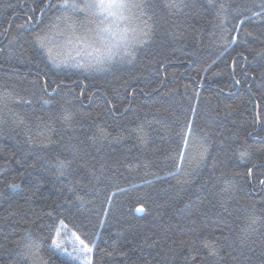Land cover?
Listing matches in <instances>:
<instances>
[{
	"label": "trees",
	"instance_id": "trees-1",
	"mask_svg": "<svg viewBox=\"0 0 264 264\" xmlns=\"http://www.w3.org/2000/svg\"><path fill=\"white\" fill-rule=\"evenodd\" d=\"M60 2L0 0V264H75L61 222L94 264H264V0H147L87 69L33 39Z\"/></svg>",
	"mask_w": 264,
	"mask_h": 264
},
{
	"label": "snow or ice",
	"instance_id": "snow-or-ice-1",
	"mask_svg": "<svg viewBox=\"0 0 264 264\" xmlns=\"http://www.w3.org/2000/svg\"><path fill=\"white\" fill-rule=\"evenodd\" d=\"M49 6L63 9L66 14L56 17L60 24L52 25L47 31L41 29L34 34L33 39L48 53L54 63L64 62L67 59L65 57L64 60L58 61L57 56L53 55L54 49L78 44L92 49L95 53L93 57L95 65L105 66L118 57L134 56V46L144 43L151 35V25L145 19L146 9L150 7L147 0H61L58 5ZM76 15H82L83 19L77 20ZM187 145L188 138L185 137V146ZM180 155L183 159L184 152L181 151ZM246 155V152L241 153L242 157ZM249 171L251 172V169ZM137 211H143V206L138 207ZM251 222L255 223V220ZM25 240L30 241L27 234L19 242L25 249L22 255L27 258L33 244L24 243ZM77 240L80 250L87 256L92 249L88 248L79 237ZM53 244L56 248L61 247L55 240ZM204 247L209 245L204 243ZM211 254L215 255V250H211ZM86 264H94V262L88 258Z\"/></svg>",
	"mask_w": 264,
	"mask_h": 264
},
{
	"label": "rangeland",
	"instance_id": "rangeland-1",
	"mask_svg": "<svg viewBox=\"0 0 264 264\" xmlns=\"http://www.w3.org/2000/svg\"><path fill=\"white\" fill-rule=\"evenodd\" d=\"M53 55L57 56L58 61L61 60L60 57H62V60L67 57L64 62H58L62 67L72 65L75 67H82L83 69L100 67L92 64L94 63L93 60L84 58V56L94 57L95 53L92 52V49L83 45H66L64 48L54 49ZM77 237L78 236L73 233L66 225L60 223L54 235L53 241L55 240L61 245V247L56 248L53 242L52 246L57 252L66 255L75 264H86L87 259L91 258L92 256V251L86 256L79 248V241L77 240ZM88 248L91 249L89 246Z\"/></svg>",
	"mask_w": 264,
	"mask_h": 264
},
{
	"label": "water",
	"instance_id": "water-1",
	"mask_svg": "<svg viewBox=\"0 0 264 264\" xmlns=\"http://www.w3.org/2000/svg\"><path fill=\"white\" fill-rule=\"evenodd\" d=\"M29 23H30V26H32V28H35L36 27V25L38 24V22L35 24V25H32V21L30 20L29 21ZM82 84H83V86H82V91L84 90V83L82 82ZM44 90L46 91V88H45V86H44ZM53 91H55V88H54V90ZM52 91V92H53ZM52 92H49L48 94H51ZM93 94V93H92Z\"/></svg>",
	"mask_w": 264,
	"mask_h": 264
},
{
	"label": "flooded vegetation",
	"instance_id": "flooded-vegetation-1",
	"mask_svg": "<svg viewBox=\"0 0 264 264\" xmlns=\"http://www.w3.org/2000/svg\"><path fill=\"white\" fill-rule=\"evenodd\" d=\"M28 20H29V18H28ZM29 21H30V20H29ZM29 21H28V23H27V24H28L29 28H31V29H32V26H30V25H29V24H30V23H29ZM38 21H39V15H38V17H37V20H36L35 22L37 23ZM32 25H34V24H33V22H32Z\"/></svg>",
	"mask_w": 264,
	"mask_h": 264
}]
</instances>
